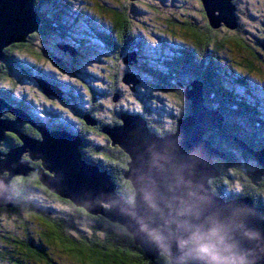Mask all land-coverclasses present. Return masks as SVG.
I'll return each mask as SVG.
<instances>
[{
	"label": "trees",
	"instance_id": "trees-1",
	"mask_svg": "<svg viewBox=\"0 0 264 264\" xmlns=\"http://www.w3.org/2000/svg\"><path fill=\"white\" fill-rule=\"evenodd\" d=\"M172 1L34 0L40 26L26 42L5 49V59L0 63V98L38 124H19V129L30 137L41 139L38 127L79 137L82 159L107 172L117 193L132 203L134 188L124 177L130 158L119 146L112 145L105 129L120 126L123 114H138L147 121L152 133L160 137L176 133L178 121L191 114L185 89L198 81L203 85L205 105L224 117L223 128L206 136L213 147L226 155V160H215L219 175L210 181L212 191L227 201L250 197L264 218V178L258 186L252 184L249 173L259 170V164L237 142L242 141L253 150L264 147V114L259 109L264 98L257 97L260 89L250 79L256 74L264 75L261 50H264V38H256L259 43L256 49L241 40L237 0H233L238 19L235 31L240 37L222 36L225 26L210 27L200 0L193 7L200 13L198 19L184 3L172 5ZM161 30L173 33L179 30L189 43H165L160 55L159 51L155 54L150 51L147 33ZM43 36H58L60 42L54 44ZM51 43L57 47L50 46ZM62 44L74 46L76 55L64 51ZM227 45H236L238 50L247 52L239 62L245 68L243 73L224 65L220 59ZM84 49L104 54L95 61V81L87 79L92 74L80 60ZM131 53L137 55L136 64L126 61ZM11 71H18L30 82H45L60 91L64 99L46 95L39 87L41 91L32 101L18 99L16 85L6 83L15 81ZM129 74L138 80L134 89L125 82ZM249 89L247 94L245 90ZM160 106L162 111L172 108L167 125L154 115L146 116L147 109ZM6 113L4 117L15 119ZM88 116L93 124L86 119ZM7 138L2 151L21 146L16 135L12 138L8 133ZM23 159L26 160V155ZM41 165V162L31 163L35 171L12 181L10 197L16 203L12 207H0V264H63L49 252L53 247L77 264H171L163 254L156 260L149 259L123 226L103 216L91 215L50 192L38 178ZM237 182L242 187L238 192L233 190ZM56 203L66 204L68 208L57 209L53 205ZM28 215L36 217L42 225L35 228L36 233L30 228Z\"/></svg>",
	"mask_w": 264,
	"mask_h": 264
},
{
	"label": "water",
	"instance_id": "water-1",
	"mask_svg": "<svg viewBox=\"0 0 264 264\" xmlns=\"http://www.w3.org/2000/svg\"><path fill=\"white\" fill-rule=\"evenodd\" d=\"M200 1L210 27L237 28L233 0ZM39 26L34 0H0V63L6 48L26 42ZM61 48L66 52L70 48L72 55L77 53L70 46ZM136 57L131 53L126 61L136 64ZM125 82L133 89L138 84L131 74ZM38 84L46 95L60 96L45 82L39 80ZM184 94L191 102V114L178 121L174 134L160 137L152 133L138 114H123L120 126L105 129L112 145L130 158L124 177L134 188L132 203L117 193L107 172L82 159L79 137L44 127H38L41 139L30 137L18 128L19 123H35L0 98V207L16 203L10 197L14 178L35 171L31 162L23 159L28 152L32 161L42 163L37 175L50 192L126 228L151 260L163 254L171 264H264L261 209L250 197L232 201L218 197L210 185L219 175L215 160H226V155L206 136L223 128L224 117L205 105L202 83L194 81ZM5 111L16 120L4 117ZM86 119L94 123L89 116ZM8 133L16 135L21 146L4 152L1 146ZM237 142L259 164V170L249 173L252 184L258 186L264 178V147L253 150Z\"/></svg>",
	"mask_w": 264,
	"mask_h": 264
},
{
	"label": "rangeland",
	"instance_id": "rangeland-1",
	"mask_svg": "<svg viewBox=\"0 0 264 264\" xmlns=\"http://www.w3.org/2000/svg\"><path fill=\"white\" fill-rule=\"evenodd\" d=\"M197 1L198 0H173L171 4L172 5H178L180 3L182 5L184 3L188 9H190V8L192 9L191 12H192L193 16L195 15V18L198 19L200 17V13L197 10H193L194 4H198ZM236 5L238 6L240 13H241V25H242L241 26L242 32L240 33L241 40H244L251 49L252 48H255V49L259 48L257 45L259 43L257 42L256 38L262 39V40L264 38V0H237ZM92 6L95 9V4ZM48 10H50V8ZM221 35L222 36L223 35H228V36L236 35V37H240L237 35L235 29L232 30V29H228L226 27L222 28ZM57 37L58 36H53V37L47 36L44 38H45V40H47V41L50 40V41L54 42V44H56V43L60 42L59 38H57ZM147 37L150 41L149 42L150 51L154 52L155 54H156V51L157 52L159 51L158 52L159 55L162 52L165 43H170L171 45H177V44L182 45V43H185V44L189 43L188 39L185 38L183 35H181L179 30H176L175 33L171 32L169 30L156 31L155 33H152V34L147 33ZM243 38H245V39H243ZM45 40H44V42H45ZM45 44L47 46H49V43H45ZM54 44L51 43L50 46L53 45L54 48L57 47L56 45L54 46ZM62 45H64V44H62ZM69 46L75 48L74 46H71V45H69ZM63 47L68 48V46H66V45H64ZM227 48L228 49L225 52L224 51L221 52L220 59L225 63L224 65H228L229 68L233 67L235 69V71H237V72L242 71V73H243V71H245V68L241 67L239 65V62L241 63L242 57L245 58V56L247 55V52L238 50L237 49L238 47L236 45L235 46L234 45H230V46L227 45ZM68 49H67V52H72V50L70 48H68ZM261 50L264 53V50L263 49H261ZM81 54L82 55L80 57V60L83 63V66L86 65V67L89 68V71L92 74L90 76H86L87 79L89 81H95L96 78L94 79L93 75L97 73L96 62L98 59V55H100V57H101L104 54L94 53V51L92 49H86V50L84 49V51ZM155 57H157V56L155 55ZM262 58L264 59V55ZM32 59H30V60L33 61L34 59L33 60ZM67 61H69V60L67 59ZM258 62H259V60H257V63ZM139 67H141V65H139ZM10 74H11V76L14 77L15 81L10 80V81H6V83H8L7 85H11V83L16 85V94L18 95V99L24 100L27 98L29 101H32L33 97L37 98V92L40 93V91L42 90L39 87L38 81H37V83L32 82V81L30 82V80L27 79L25 76H20L18 71H16V72L11 71ZM256 75L251 76L250 79L254 82L255 87L260 89L259 92L257 93V95H258L257 97L264 98V75H259V74H256ZM130 80H131V82H134V77L133 78L130 77ZM251 85H253V84H251ZM252 91H254L256 94L255 90H252ZM57 92H60V91L57 90ZM245 92L247 94L248 93L250 94V89H249V91L245 90ZM42 98H43V96H41V99ZM248 98H249V96H248ZM173 100H175V99H173ZM63 104L69 105L68 103H65V102ZM170 104H173V102H171ZM167 106L169 107L170 105L167 104ZM49 107H50V105H49ZM162 107L163 106H160L158 108H154L153 110H150L151 108H149V109H147V114L145 112H143V113H145L147 117L154 115L153 117H155V118L158 117L157 119H159V121L160 120L163 121L162 124L164 123L165 125H167L170 123V116H171L170 111L172 110V108L170 110L165 109L164 111H162V109H161ZM259 109L264 114V104L261 105ZM6 114H10V113L7 112ZM43 114H45V116ZM43 114L42 115L44 117H46L47 119L49 118L47 116V112L43 111ZM164 114L167 115L165 118L163 117ZM10 115H12V114H10ZM160 118H164V119H160ZM47 119H45V120H47ZM14 120H16V119H14ZM20 124L24 125L23 123H20ZM9 134L14 135L12 133H9ZM3 144L1 147L6 148L5 144L4 145ZM24 155H26L27 161H30L33 164L39 163V161H32V159L29 157L28 152L24 153ZM40 167H42V165ZM50 175L53 176V174H51V173H50ZM241 188H242L241 184H239L237 182L235 184L233 190L238 192V191H240ZM39 200L44 201V199H39ZM45 202H46V200H45ZM47 202L52 204L51 201H47ZM53 205H55L54 207H56L57 209L59 208L62 211H66V209H64V208H66V207L68 208V206L66 204L58 205L56 203ZM103 205H104V207L105 206L108 207L105 204H103ZM8 216H10V215H8ZM27 219H28V222L30 223V228L34 231V233H36L37 230H35V228L41 227L42 226L41 223L38 224L39 223L38 220L33 215L32 216L28 215ZM49 252L51 253L53 258L63 262V264H77L76 262H74V260L69 258L68 255H62L63 253L61 252V250H59L55 247L51 248L49 250Z\"/></svg>",
	"mask_w": 264,
	"mask_h": 264
},
{
	"label": "flooded vegetation",
	"instance_id": "flooded-vegetation-1",
	"mask_svg": "<svg viewBox=\"0 0 264 264\" xmlns=\"http://www.w3.org/2000/svg\"><path fill=\"white\" fill-rule=\"evenodd\" d=\"M50 96H51V95H50ZM52 97H54V96H52ZM30 120H31V119H30ZM20 123L25 124V123H28V122L22 121V122H20ZM20 123H19V124H20ZM34 123H35V122H34ZM35 125L38 126V124H36V123H35ZM18 128H19V126H18ZM44 128H45V127H44ZM49 129H50V128H49ZM13 137H14V135H12V138H13ZM6 142H7V140H6Z\"/></svg>",
	"mask_w": 264,
	"mask_h": 264
},
{
	"label": "bare ground",
	"instance_id": "bare-ground-1",
	"mask_svg": "<svg viewBox=\"0 0 264 264\" xmlns=\"http://www.w3.org/2000/svg\"><path fill=\"white\" fill-rule=\"evenodd\" d=\"M30 182V181H29ZM11 188V187H10Z\"/></svg>",
	"mask_w": 264,
	"mask_h": 264
}]
</instances>
